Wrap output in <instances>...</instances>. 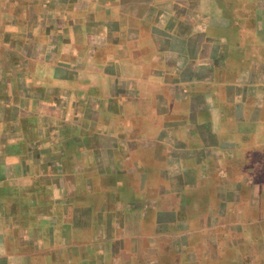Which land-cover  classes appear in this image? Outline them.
<instances>
[{"label": "crops", "instance_id": "obj_1", "mask_svg": "<svg viewBox=\"0 0 264 264\" xmlns=\"http://www.w3.org/2000/svg\"><path fill=\"white\" fill-rule=\"evenodd\" d=\"M0 264H264V0H0Z\"/></svg>", "mask_w": 264, "mask_h": 264}]
</instances>
